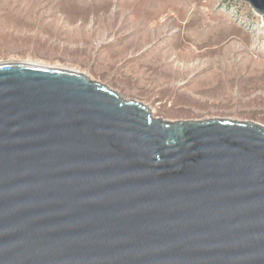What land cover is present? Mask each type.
Returning a JSON list of instances; mask_svg holds the SVG:
<instances>
[{"label":"water","instance_id":"obj_1","mask_svg":"<svg viewBox=\"0 0 264 264\" xmlns=\"http://www.w3.org/2000/svg\"><path fill=\"white\" fill-rule=\"evenodd\" d=\"M0 264H264V126L0 63Z\"/></svg>","mask_w":264,"mask_h":264},{"label":"rangeland","instance_id":"obj_2","mask_svg":"<svg viewBox=\"0 0 264 264\" xmlns=\"http://www.w3.org/2000/svg\"><path fill=\"white\" fill-rule=\"evenodd\" d=\"M87 75L168 122L264 126V18L241 0H0V63Z\"/></svg>","mask_w":264,"mask_h":264}]
</instances>
